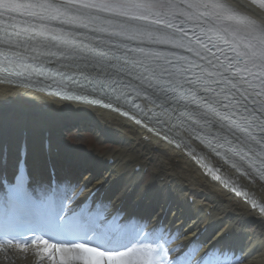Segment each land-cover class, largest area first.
<instances>
[{
  "label": "snow or ice",
  "instance_id": "6c2138e0",
  "mask_svg": "<svg viewBox=\"0 0 264 264\" xmlns=\"http://www.w3.org/2000/svg\"><path fill=\"white\" fill-rule=\"evenodd\" d=\"M0 83L115 105L129 151L155 137L224 190L176 203L161 177L118 203L99 193L119 171L94 175L89 155L30 172L0 115V249L31 246L41 264H264V0H0ZM161 166L149 154L135 171ZM241 231L246 246L226 239Z\"/></svg>",
  "mask_w": 264,
  "mask_h": 264
},
{
  "label": "bare ground",
  "instance_id": "6f19581e",
  "mask_svg": "<svg viewBox=\"0 0 264 264\" xmlns=\"http://www.w3.org/2000/svg\"><path fill=\"white\" fill-rule=\"evenodd\" d=\"M233 2H237V0H233ZM242 2H246V0H242ZM22 91V87L0 83V115L7 117L11 122L10 143L13 150L19 149L24 140L29 143V162L33 173L37 167H47L48 159L59 165L68 154L80 153L94 159V175L107 174L112 169L119 171V176L116 175V172H112L115 179L111 186L105 185L100 189V192L109 189V198L119 196L118 203L123 202L127 205L136 201L137 191L141 186L146 185V191L152 192L160 183L161 177H165L166 184L171 185L168 199L176 203H184L178 197L185 193L197 201L204 200L207 203L212 202L213 193H224L220 184L213 183L208 177L203 176L199 168L183 156L178 155L175 149L162 140L152 138L153 143L149 146L152 149L150 153L144 148L129 151L127 141L121 135V133L128 132V129L120 128V125L130 123V121H126L121 114L98 106L93 109L83 107L77 109L71 102L57 99L54 96L44 93H38L36 96L23 95ZM37 97H44V99ZM70 128L79 132L92 131L103 144L101 145L104 146V152L99 151L98 148L88 149L83 145L70 147L67 142L63 144L60 134H58L59 129L61 132ZM102 141H107V143ZM156 148L160 150L157 151ZM110 149L117 150L119 153L115 165L109 163V157L112 155ZM149 154L162 162V166L159 169V177H154L153 170L149 167L148 169L152 170L151 180L144 184L146 179V175L142 178L144 171H135V169L144 163V157ZM133 182H137L136 189L124 191V186ZM96 186L97 181L93 180L87 186L84 195H87ZM158 203L159 201L155 200L151 205H147V208L157 209ZM221 207L232 208L233 205L222 204ZM230 218L216 221L215 224L218 227H223V224ZM226 239L235 241L241 247L246 246L248 242L247 234L242 231L228 234ZM0 264H41V261L32 247H29L26 252L13 247L0 249ZM43 264H47V261H44Z\"/></svg>",
  "mask_w": 264,
  "mask_h": 264
},
{
  "label": "rangeland",
  "instance_id": "374dc122",
  "mask_svg": "<svg viewBox=\"0 0 264 264\" xmlns=\"http://www.w3.org/2000/svg\"><path fill=\"white\" fill-rule=\"evenodd\" d=\"M87 131H90V130H87ZM86 135H83V136H72L71 138L69 139H66L68 142V144L74 146V147H77V146H85L86 148L88 149H91L92 147L94 149H96V147L99 149V150H102L100 149L99 147H102L100 144L101 141L96 139V136L94 135V133H91V131L87 134V133H84ZM107 143V142H105ZM96 145V147H95ZM152 171V170H151Z\"/></svg>",
  "mask_w": 264,
  "mask_h": 264
}]
</instances>
